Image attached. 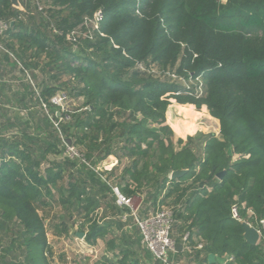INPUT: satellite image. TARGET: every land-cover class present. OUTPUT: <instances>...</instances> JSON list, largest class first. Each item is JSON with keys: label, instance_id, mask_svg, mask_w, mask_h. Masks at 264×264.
Masks as SVG:
<instances>
[{"label": "trees", "instance_id": "obj_1", "mask_svg": "<svg viewBox=\"0 0 264 264\" xmlns=\"http://www.w3.org/2000/svg\"><path fill=\"white\" fill-rule=\"evenodd\" d=\"M42 1L48 18L33 4L21 11L0 0V21L10 25L0 38L3 47L7 37L12 51L7 59L10 53L25 69L48 75L28 91V102L0 106V233L16 236L2 247L0 264H51L46 221L57 210L63 217L54 219L56 236L67 235L77 220L95 246L113 229L100 224L97 212L129 211L118 207L112 180L127 197L145 195L155 210L173 200L179 234L208 244L196 259L229 255L234 264H264L263 250L245 241L231 215L234 205H245L264 218V0ZM98 11L104 36L81 40L74 50L69 34ZM137 63L199 78L202 95L195 86L188 91L142 72ZM60 93L77 107L53 104ZM171 100L205 106L213 117L193 106L171 107L169 123L183 137L204 119L215 132L219 120L220 136H201L199 144L180 139L184 146L176 149L166 125ZM68 141L78 157L69 155ZM110 157L125 165L117 176V168L104 171L105 182L94 169ZM183 170L184 177L170 179ZM115 225L124 227L120 220ZM132 239L126 236L118 264H143L131 251Z\"/></svg>", "mask_w": 264, "mask_h": 264}, {"label": "built area", "instance_id": "obj_2", "mask_svg": "<svg viewBox=\"0 0 264 264\" xmlns=\"http://www.w3.org/2000/svg\"><path fill=\"white\" fill-rule=\"evenodd\" d=\"M20 3L21 11H25L24 3H30L35 6L37 11L43 14L46 18L48 6L42 0H18ZM16 8V7H15ZM104 20V14L101 11L94 13L92 16H87L84 19L82 26L73 30L69 36L68 41L75 50L81 40L94 41L96 34L104 36L101 32V24ZM10 25L8 22L0 21V38L9 30ZM54 33L59 32L54 29ZM0 48L2 46L0 45ZM137 68L148 74L160 76L161 79H167L171 83H177L183 85L186 90L191 91L193 86L197 87L198 97L202 95V82L199 78L193 79L192 76L189 80H185L176 73L160 72L155 65L150 67L145 66L143 63H137ZM69 100L68 97L60 93L52 99V103L60 108H64L63 105ZM175 100H171L174 103ZM63 110V109H62ZM68 146L69 155L72 157H78L77 150L70 145ZM110 166H106L104 170L101 167L94 169L99 173L101 178L107 182L108 175L103 174L104 171L111 172L117 165L118 161L114 159ZM115 196L118 207L122 210L127 209L118 216V219L124 223L134 222V226L137 228L140 238L141 247L147 251L151 260H142L143 264H209L208 262L200 263L196 261V253L203 252L208 244L201 238H194L191 240L190 233L175 234V228L177 221L175 219L174 208L161 206L158 209L150 212L142 213L141 204L135 206V197H127L123 195L120 189L113 183V180L107 182ZM246 210L245 216L241 214V210ZM231 215L234 220L241 224H248L256 229L259 234V240L257 246H259L264 252V218L259 219L252 209H246L245 205L242 208L239 205H234L231 209ZM178 235V236H175ZM180 239V241H178ZM86 241V236L82 239ZM182 244V251L177 250V245ZM194 260V261H193ZM216 264H234V257L225 255L222 257L216 256Z\"/></svg>", "mask_w": 264, "mask_h": 264}, {"label": "rangeland", "instance_id": "obj_3", "mask_svg": "<svg viewBox=\"0 0 264 264\" xmlns=\"http://www.w3.org/2000/svg\"><path fill=\"white\" fill-rule=\"evenodd\" d=\"M219 1L222 4H227L229 0H219ZM77 104L78 103L76 101L69 99L65 102V104L63 105L64 108L62 109L69 110L71 108L77 107ZM197 111L202 112V109H198ZM205 115H209V114L205 113ZM169 117H172V114L169 113ZM203 123L204 121L200 120V124H203ZM170 124L172 125L173 129L178 134V135H175L174 137L175 143L177 142V140L181 139L184 141V144H185L188 138L192 136V135L191 136L187 135L186 137H183L180 133H178V131L175 128V125L173 124V122H171V120H170ZM203 129L204 130L201 129L200 131L196 133V137L195 136L193 137L199 141L197 142L198 144L201 141L200 140L201 136H205L206 134L211 135V133L208 132L205 129V127H203ZM209 131H212V130L210 129ZM219 136H220V133H219ZM183 146L184 145L180 146L177 143L175 144L176 149H181L183 148ZM124 165H125V161L123 162L122 165H118L119 167L117 168L116 176L122 172ZM107 166H110L109 162L107 163ZM100 167L104 170L105 164L100 165ZM141 203H142L141 211L143 210L142 213L155 210L152 207V201L147 199L145 195H143V197L141 198L135 197L134 199L135 206H139ZM164 206L173 207L174 206L173 200L169 201ZM102 214H103L102 209L96 214L98 219H100V217L104 218V219H101L100 224L104 225L110 222L112 224L113 229H110V232L107 233L105 238L99 240L95 246H90L86 241H82L83 238L79 237L80 233H84V234L86 233L81 232L79 230V227H78L79 222L77 220H74L73 225L70 224L71 230L69 231L67 235H64L61 237L56 236L52 225H54L57 222V220L54 221V219L58 218V216L63 217V214L59 210L51 213L47 217V221H46L49 224L48 238H49L50 246L53 251V257L50 259L51 260L50 263L51 264H104L105 262H108L107 260H110L112 261V263L118 264L119 260H121L120 256L122 255L120 254V251L123 248V246H125L124 244L126 242V236L133 237L132 239L133 247H131L132 248L131 251H133L134 254H136L137 258H141V260H142V257L143 258L145 257L148 260L150 259L149 257L145 256V252L143 248L141 247L140 243H138L139 242L138 239H140V235H139L137 228L134 226L133 221L129 222L128 224H124V227L122 226L120 228L119 226L115 225V222H117V220L119 221L117 215L109 213V214H106V216L105 215L103 216ZM41 215L43 214L41 213ZM14 233H15L14 231L9 232V233H4V232L0 233V253L2 251V247L8 246L11 240L16 237ZM175 234H179L177 227L175 228ZM13 254L17 255L15 251L13 252ZM18 261L21 262L22 259L19 258ZM4 264H11V263L8 261H5ZM108 264H111V263L108 262Z\"/></svg>", "mask_w": 264, "mask_h": 264}, {"label": "crops", "instance_id": "obj_4", "mask_svg": "<svg viewBox=\"0 0 264 264\" xmlns=\"http://www.w3.org/2000/svg\"><path fill=\"white\" fill-rule=\"evenodd\" d=\"M2 45H3V49L0 48V106H16L18 102H20L19 99L24 100V102H28V100L31 98L28 94V91H31L32 88H35L36 86H41L42 83L46 80H48V75L44 74L41 69H25L20 63L19 61L12 55L9 53V60L7 59L6 55L8 54V52H12L9 49L7 50V46L5 45V42L7 41V37L3 38ZM16 51L18 50V45L15 46ZM18 52V51H17ZM44 58L42 59V63H44ZM41 63V64H42ZM41 67V65H40ZM18 96V97H17ZM181 106H193L194 107V111L197 113L198 109L194 106V105H181L178 104L177 102L172 103L169 108L168 111L166 113V125H168L174 132L175 135H178L177 132L173 129L172 125L169 123V118H168V112L169 109L171 107H181ZM202 112H200V114H203L204 117H207V115H205V113L209 114V111L207 109V107H202ZM205 109V110H204ZM14 111L16 109H13ZM199 114V115H200ZM210 117H212L210 114L208 115ZM213 118V117H212ZM215 119V118H214ZM190 120V119H189ZM217 120V119H215ZM218 121V127H219V131L215 132V131H208L210 132L212 135H215L216 137H219V133H220V122ZM208 123V121H206V119H204V123L203 124H197L198 129L196 130V132L194 134H188V135H192L191 137H196V133L198 131H200L201 129H203L204 124ZM206 134V133H205ZM209 134H206L205 136H208ZM181 137V136H179ZM115 158L114 157H110L109 159H107L106 161H104L102 164H105V167L107 166V163H111ZM99 165V167H100ZM118 168V165L115 167ZM114 168V169H115ZM113 169V170H114ZM117 172V170H116ZM138 198H141L143 196H135ZM142 205V203H141ZM103 212V211H102ZM178 236V235H176ZM145 252V256L148 253L146 250ZM204 254L201 255L200 259H196V261L198 262H202L204 263ZM142 260H148L145 257H142ZM150 260V259H149ZM194 261V260H193Z\"/></svg>", "mask_w": 264, "mask_h": 264}, {"label": "water", "instance_id": "obj_5", "mask_svg": "<svg viewBox=\"0 0 264 264\" xmlns=\"http://www.w3.org/2000/svg\"><path fill=\"white\" fill-rule=\"evenodd\" d=\"M12 4L14 7L16 8H20V3L18 0H11ZM58 117H61V114L58 113L57 114ZM68 144L70 145L71 142L68 141ZM188 173L187 170H183V171H175L173 173H171L170 175V179L171 180H177L180 179L182 177H184L186 174ZM226 171H223L222 173H220L217 178L219 180H221L223 178V176L225 175ZM243 229H244V238L245 241L250 244L251 246H257L258 240H259V234L256 231L255 228L249 226L248 224L244 223L242 224ZM86 236V234L84 233H80L79 237L80 238H84ZM177 250L180 252L182 251V244H178L177 245ZM209 260V264H216V255L215 254H210L208 257Z\"/></svg>", "mask_w": 264, "mask_h": 264}]
</instances>
